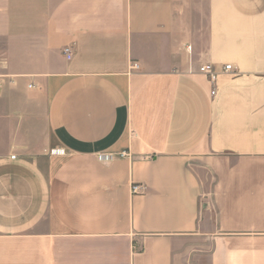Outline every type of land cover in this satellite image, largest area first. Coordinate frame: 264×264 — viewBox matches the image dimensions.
<instances>
[{"label": "crops", "instance_id": "crops-1", "mask_svg": "<svg viewBox=\"0 0 264 264\" xmlns=\"http://www.w3.org/2000/svg\"><path fill=\"white\" fill-rule=\"evenodd\" d=\"M0 264H264V0H0Z\"/></svg>", "mask_w": 264, "mask_h": 264}, {"label": "built area", "instance_id": "built-area-1", "mask_svg": "<svg viewBox=\"0 0 264 264\" xmlns=\"http://www.w3.org/2000/svg\"><path fill=\"white\" fill-rule=\"evenodd\" d=\"M63 53L67 59L71 58L72 54H71V48L69 46H65L63 48ZM131 67L136 69L138 65L136 63H133ZM231 70L232 68L230 64L223 65L221 68V72H224V73L229 72ZM198 72L203 74L208 79V81L211 83L212 89L210 93L211 95H214L216 91V86H215L216 78L218 75V72L216 71L215 67L210 63H205L199 66ZM117 155H119L120 157H124V156H127L128 153L126 151H122V152H119ZM101 156L111 157L112 154H102ZM139 188H140V185H136V184L132 185V192L137 193L139 191Z\"/></svg>", "mask_w": 264, "mask_h": 264}, {"label": "rangeland", "instance_id": "rangeland-1", "mask_svg": "<svg viewBox=\"0 0 264 264\" xmlns=\"http://www.w3.org/2000/svg\"><path fill=\"white\" fill-rule=\"evenodd\" d=\"M53 151H58L57 149H54ZM101 159L103 160H108V159H111V157H104V156H101Z\"/></svg>", "mask_w": 264, "mask_h": 264}]
</instances>
